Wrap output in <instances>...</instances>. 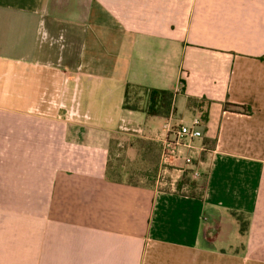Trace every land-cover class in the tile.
I'll return each instance as SVG.
<instances>
[{
  "label": "crops",
  "instance_id": "0c3cea01",
  "mask_svg": "<svg viewBox=\"0 0 264 264\" xmlns=\"http://www.w3.org/2000/svg\"><path fill=\"white\" fill-rule=\"evenodd\" d=\"M128 85L173 113L124 108ZM202 114L170 188L108 176L117 134L156 162ZM0 264H264V0H0Z\"/></svg>",
  "mask_w": 264,
  "mask_h": 264
},
{
  "label": "rangeland",
  "instance_id": "374dc122",
  "mask_svg": "<svg viewBox=\"0 0 264 264\" xmlns=\"http://www.w3.org/2000/svg\"><path fill=\"white\" fill-rule=\"evenodd\" d=\"M127 102L129 105H135L138 108H145L147 95L141 89L130 88ZM177 109V112L181 111L180 105L178 103ZM178 119H185V116L183 114H180ZM179 121L180 120L174 121L172 124L179 123ZM127 138L128 139H121L117 134L116 137L112 139L109 152L110 161L108 166V176L112 177L113 179H123L131 181L133 183H153L157 184L158 188L162 189L170 188L169 182L173 178L169 173L170 167L166 171L163 170V166L162 164H160V151L158 153V161L155 162L156 155L154 144H151L148 139L142 137H135L133 135H130ZM128 144L134 145V148L138 149L139 151H134L135 153L133 152V154L126 153ZM160 147L161 144L159 148ZM191 175V173L189 174L187 171H185V177L183 178L181 176L177 183L183 178V180L185 181V184H183V188L189 193L197 194L201 191L203 176L201 175L196 179ZM191 183H194L197 186L193 190H190L188 188V185H190ZM243 220L244 218L241 219L242 223ZM236 224L237 223H234V225L227 224V226L234 227L236 226ZM227 231V234L233 232V234L231 233L230 235L235 236L236 238H238V236H242L241 233L235 234L234 228L232 230L228 228ZM215 233L221 235L219 231H216ZM237 250H240V248H238Z\"/></svg>",
  "mask_w": 264,
  "mask_h": 264
},
{
  "label": "built area",
  "instance_id": "2783aa9c",
  "mask_svg": "<svg viewBox=\"0 0 264 264\" xmlns=\"http://www.w3.org/2000/svg\"><path fill=\"white\" fill-rule=\"evenodd\" d=\"M202 126L203 122L198 116H194L189 122L180 120L176 124L169 122L165 124L166 134L160 147V164H162L163 170L166 171L175 160L182 157L181 149L185 148L189 152L204 150L201 143L197 145L194 143L195 140H200L203 136ZM191 154H184L183 160L186 165L192 166L193 176L198 177L199 173L193 169V157Z\"/></svg>",
  "mask_w": 264,
  "mask_h": 264
},
{
  "label": "trees",
  "instance_id": "16d2710c",
  "mask_svg": "<svg viewBox=\"0 0 264 264\" xmlns=\"http://www.w3.org/2000/svg\"><path fill=\"white\" fill-rule=\"evenodd\" d=\"M130 88L141 89L145 92V94L147 95V102H146L145 108H138L135 105L128 104L127 97H128ZM173 102H174V93L170 91L128 85L126 86V90H125L123 107L129 110H141L149 116H158V117L168 118L170 114L173 113V110H174ZM195 103L196 102L192 100V105ZM230 108L234 110H243V111L246 110L244 107H240L237 105H230ZM200 118L202 122H204L206 120V114H202ZM183 178L176 184L177 191H180L184 187L183 184H185V181L183 180ZM196 187L197 186L194 183H191L190 185H188V188L190 190H193ZM201 189H202V185H201ZM199 193L200 194H198V196L201 195V192ZM189 194L194 195V193H189ZM234 215L237 217V220L240 222V233L243 234L246 229L247 221L243 220V223H242L241 222V219H243L242 215L241 214H234Z\"/></svg>",
  "mask_w": 264,
  "mask_h": 264
}]
</instances>
